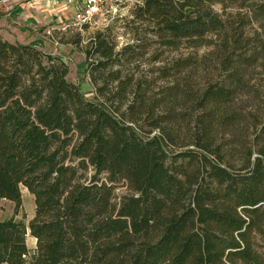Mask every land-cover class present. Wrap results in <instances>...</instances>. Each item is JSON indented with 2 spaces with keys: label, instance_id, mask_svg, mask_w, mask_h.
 <instances>
[{
  "label": "trees",
  "instance_id": "16d2710c",
  "mask_svg": "<svg viewBox=\"0 0 264 264\" xmlns=\"http://www.w3.org/2000/svg\"><path fill=\"white\" fill-rule=\"evenodd\" d=\"M134 19L167 46H199L210 34L238 44L244 25L264 21V0H142ZM118 54L101 36L92 42L91 99L68 79L61 55L0 34V199L18 213L24 186L35 201L28 225L0 220V264H264V115L235 108L222 83L186 87L183 112L178 86L164 110L140 89L122 110L127 88L112 92L97 74ZM193 64L189 56L176 66ZM122 179L133 193L117 203L112 183Z\"/></svg>",
  "mask_w": 264,
  "mask_h": 264
},
{
  "label": "rangeland",
  "instance_id": "374dc122",
  "mask_svg": "<svg viewBox=\"0 0 264 264\" xmlns=\"http://www.w3.org/2000/svg\"><path fill=\"white\" fill-rule=\"evenodd\" d=\"M141 2L142 0H108L92 19L78 22L76 13L81 10V0H0V27L12 40L35 41L44 51L61 55L69 66L68 79L79 84L91 99L96 95L97 84L92 82L88 63L99 56L89 57L87 61V51L96 37L105 38L115 52L120 54L114 59V63L97 73L98 85L108 84L107 88L112 92L118 91L119 86L127 88V94L120 104L122 110L133 101L135 91L139 89L147 99H159V109L164 110L165 96L170 87L178 86L181 87L179 112H183L187 104L184 92L186 87L201 93L211 83H222L232 90L235 108L240 107L244 113L260 117L264 115V54L259 50L261 41H264V21H252L244 25L239 30L243 31L244 36L238 44L233 35L228 42H224L225 39L219 35L210 34L199 46H191L189 42L183 41L175 46H167L154 34L151 27L141 25L134 19L135 6ZM28 8L34 9L38 14L41 12L46 17L43 18L44 21L37 22L33 19L35 22L31 24L29 20H21L18 17L20 13H15ZM216 9L223 12L221 5H217ZM10 11L12 16L7 17ZM230 11L232 10L228 9ZM129 44L133 47L125 48ZM239 55L254 57L250 58V64L226 66L223 63L225 59L234 61ZM189 56L194 60L193 65L186 70L176 66L181 59ZM116 72L120 79L113 81ZM224 107H213L211 119H216ZM138 118L143 128L148 130L151 119L145 114ZM182 120L186 125V118ZM188 142L186 132L180 145L187 146ZM93 174L94 170L90 167L83 174L82 180L89 182ZM100 178L106 180L107 173H102ZM112 184L115 186L114 200L117 203L125 195L133 193L124 179ZM22 197L23 206L18 213L15 212L13 201L0 199V220L14 216L29 224L35 216L34 196L22 186ZM34 239L28 229L27 243L32 250L36 247Z\"/></svg>",
  "mask_w": 264,
  "mask_h": 264
},
{
  "label": "built area",
  "instance_id": "2783aa9c",
  "mask_svg": "<svg viewBox=\"0 0 264 264\" xmlns=\"http://www.w3.org/2000/svg\"><path fill=\"white\" fill-rule=\"evenodd\" d=\"M82 7L79 12L76 13V19L78 22H86L92 19L96 14H98L103 5L108 0H81Z\"/></svg>",
  "mask_w": 264,
  "mask_h": 264
},
{
  "label": "crops",
  "instance_id": "0c3cea01",
  "mask_svg": "<svg viewBox=\"0 0 264 264\" xmlns=\"http://www.w3.org/2000/svg\"><path fill=\"white\" fill-rule=\"evenodd\" d=\"M38 10H41V9H38ZM15 13H20L19 14V18H21V20H29L30 21V23L31 24H34V20L33 19H35L37 22H40V21H44V19L43 18H46L41 12L38 14L37 13V11H35L34 9H32V10H29V8L28 9H26L25 11H22V12H15ZM14 13V14H15ZM12 14V11H10V13H8L7 14V17L8 16H12L11 15ZM25 18V19H24ZM0 19H1V17H0ZM34 26V25H33ZM12 33V32H11ZM0 34L1 35H3V37L4 38H6V39H8V40H10V41H20V42H24V43H29L30 41H22V40H15V39H11V37H9V36H7V35H5L3 32H2V29H1V27H0ZM13 34V33H12ZM14 35V34H13ZM28 190V189H27ZM34 240H36V239H34ZM36 242V241H35Z\"/></svg>",
  "mask_w": 264,
  "mask_h": 264
}]
</instances>
